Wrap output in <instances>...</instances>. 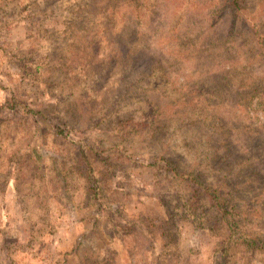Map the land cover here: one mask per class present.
Here are the masks:
<instances>
[{
	"label": "rangeland",
	"instance_id": "374dc122",
	"mask_svg": "<svg viewBox=\"0 0 264 264\" xmlns=\"http://www.w3.org/2000/svg\"><path fill=\"white\" fill-rule=\"evenodd\" d=\"M219 10V6L213 9V18ZM172 11L163 0L0 2V66L7 69L0 71L4 77L0 91L6 93L0 105V211L21 218L30 211L44 224L49 239L40 240L32 257L39 264H192V256H199V252L185 255L182 251L185 230L223 236L213 248V264H264V235L250 231L251 221L241 220L239 213L234 217L238 225L261 241L255 250L235 243L239 240L236 231L228 237L208 204H200L196 214H182L177 207L184 200L158 199L155 205L136 210L145 192L136 186L119 159H113L103 147L85 148L70 139L77 128L61 115V101H43L45 93L57 100L54 90L58 88L72 95L81 84L94 87L99 83L97 73L106 71L114 41L126 49V64L142 57L140 28L155 31L157 18ZM228 19H217L216 29H225ZM118 23L123 24L121 34L114 36ZM261 47L264 49V41ZM226 54L227 48L214 40L207 41L201 52L207 73L205 102L220 105L231 99L236 106L250 107L260 90L248 88L232 93L231 71L224 67ZM159 57L163 67L168 53L160 51ZM112 79L109 75L97 95L111 86ZM192 96L190 103L195 104L196 93ZM11 98L16 103L13 111L9 110ZM30 111H41L47 125L42 126ZM78 112L79 106L67 108L73 118ZM221 118L227 134L230 114ZM130 123L122 121L121 127ZM81 149L82 162L90 165L88 174L76 164ZM55 169L64 181L55 175ZM120 171L123 179H117ZM76 177L85 180L82 193ZM88 178L94 181V191H99L96 203L91 199ZM253 204V212L264 222V200L257 199ZM5 227H11V223ZM81 227L84 231L77 233ZM36 231L33 224L29 232ZM40 235H45L44 229ZM34 243L30 240L28 246Z\"/></svg>",
	"mask_w": 264,
	"mask_h": 264
},
{
	"label": "clouds",
	"instance_id": "9594fccd",
	"mask_svg": "<svg viewBox=\"0 0 264 264\" xmlns=\"http://www.w3.org/2000/svg\"><path fill=\"white\" fill-rule=\"evenodd\" d=\"M163 3L172 13L157 18L155 31L140 28L142 57L126 64V49L114 41L106 71L97 73L99 83L94 87L81 84L72 95L58 88L54 90L57 100L45 93L43 101H61V115L77 128L70 139L85 148L103 147L113 159H119L136 186L145 192L136 210L155 205L158 199L188 201L193 186L183 177L195 175L219 191L239 189L241 195L236 196L233 206L241 220L251 221L250 231L264 235V222L253 212V201L264 200V0ZM218 6L220 10L213 18V9ZM225 16L229 18L227 27L216 29V20ZM122 26L118 23L114 36L121 34ZM209 40L227 48L224 67L231 71L233 94L248 88L260 90L250 107L236 106L231 99L220 105L205 102L207 73L201 52ZM160 51L169 57L163 67ZM6 70L0 66V71ZM109 75L113 77L111 86L97 95ZM193 92L195 104L190 103ZM5 97L6 93L0 91V105ZM72 105L79 106L75 118L67 113ZM225 113L231 117L227 138L221 118ZM122 121L131 123L121 127ZM123 175L118 172L117 179H123ZM75 183L82 193L85 180L76 177ZM200 203L207 206L205 200ZM8 223L11 227H5ZM33 224L37 231L30 233ZM46 231L30 211L22 218L0 211V264H39L32 257L40 240L49 239ZM81 231L82 227L76 229L77 233ZM220 239L223 236L185 230L182 251L185 255L199 252V256H192V264H213V248ZM30 240H35L31 247Z\"/></svg>",
	"mask_w": 264,
	"mask_h": 264
},
{
	"label": "trees",
	"instance_id": "16d2710c",
	"mask_svg": "<svg viewBox=\"0 0 264 264\" xmlns=\"http://www.w3.org/2000/svg\"><path fill=\"white\" fill-rule=\"evenodd\" d=\"M257 94L259 95L260 92H258ZM10 103L11 105L9 110L13 111L16 105L14 98H11ZM261 106H264V103H262ZM29 113L32 115L33 118L40 121L42 123V126L47 125L44 120L45 115L41 111H30ZM55 132L61 134L58 130ZM224 134L226 138L227 134ZM80 153L81 154L79 155L78 162L76 164L81 166V168L84 169L85 172L88 174L90 173V165L87 161L82 162V149L80 150ZM170 167L171 166H169V168ZM54 172L55 175L60 178V180L62 179L64 181V177L60 175V173L56 169ZM183 178L186 180L187 183L193 186V193L191 199H189L188 201H184L181 205H179V207H177L180 213L183 214L189 212L190 214H196L199 210L201 200H205L206 203L214 209L215 213H217L218 219L225 227V232L227 233L228 237H232V232L234 233V231H236V233L239 235V240L235 241V243L242 244V246H244L245 248L252 250L258 248L261 243L260 239L258 238V235L247 233L243 230L242 227L238 225V221L234 219V217L237 216L238 212L237 209L233 206V201L236 198L234 196L237 195L238 189L231 193H227L226 190L219 191L213 187H210L209 185L203 183L200 177H197L195 175H190ZM87 186H90V191L93 192L91 194V199L96 203L98 201L99 191H97L98 194L94 191V181L88 178ZM97 190H99L98 187ZM103 209L104 207H102V210ZM180 210H182V212ZM178 211H175V213L178 214ZM191 224H194V222H192ZM222 225H220V228Z\"/></svg>",
	"mask_w": 264,
	"mask_h": 264
}]
</instances>
